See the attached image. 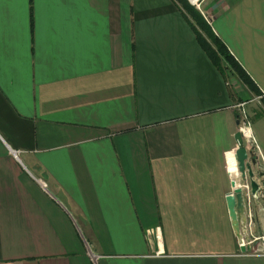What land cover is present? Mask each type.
I'll return each mask as SVG.
<instances>
[{
  "label": "crops",
  "instance_id": "obj_1",
  "mask_svg": "<svg viewBox=\"0 0 264 264\" xmlns=\"http://www.w3.org/2000/svg\"><path fill=\"white\" fill-rule=\"evenodd\" d=\"M201 11L263 91L264 0ZM217 66L176 0H0V264H264L225 202L263 102Z\"/></svg>",
  "mask_w": 264,
  "mask_h": 264
},
{
  "label": "trees",
  "instance_id": "obj_2",
  "mask_svg": "<svg viewBox=\"0 0 264 264\" xmlns=\"http://www.w3.org/2000/svg\"><path fill=\"white\" fill-rule=\"evenodd\" d=\"M180 9L184 12L185 17L195 33V37L199 45L207 56L213 60L219 70L223 73L227 70L237 76L250 90L260 94L255 84L246 74L241 64L235 59L231 51L227 48L219 36L213 32L209 21L204 17L202 11L190 4L188 0H176ZM196 3L198 0H190ZM264 105V97L261 98ZM239 113H237V118ZM239 119V118H238Z\"/></svg>",
  "mask_w": 264,
  "mask_h": 264
},
{
  "label": "water",
  "instance_id": "obj_3",
  "mask_svg": "<svg viewBox=\"0 0 264 264\" xmlns=\"http://www.w3.org/2000/svg\"><path fill=\"white\" fill-rule=\"evenodd\" d=\"M190 3L194 4L190 0ZM237 123L239 121L237 120ZM236 140V148L234 156L236 160V173L231 181L232 189L227 192L225 199L228 207V214L231 220L232 228L234 229L237 237L242 235V225L247 222L245 213V201L242 193L241 183L248 181L250 192L255 194L259 190V185L254 176L253 167L258 165V160L253 150L244 143V137L241 130L238 128L234 134ZM238 181V185L237 182ZM241 252L250 251V245H241L239 247Z\"/></svg>",
  "mask_w": 264,
  "mask_h": 264
},
{
  "label": "built area",
  "instance_id": "obj_4",
  "mask_svg": "<svg viewBox=\"0 0 264 264\" xmlns=\"http://www.w3.org/2000/svg\"><path fill=\"white\" fill-rule=\"evenodd\" d=\"M262 97H264V90L260 92V94L258 95V99H261ZM243 103H241L242 105ZM242 116L239 118V120L241 121L242 120V126L240 127V130L242 132V135L243 137L247 138V139H250V142L252 144L251 146V149L253 150L254 154L256 155L257 157V160L258 159V156H260L259 154V150L257 148V145L256 143L253 141V138L252 136L250 135V132H249V129H248V124L246 122V115L244 114V111L242 110ZM245 121V122H244ZM247 129L248 131V134L247 135H244V129ZM260 167H261V173L258 175V178H255L258 182V185H259V190L255 193V194H252L250 192V187H249V183L248 181H243L241 183V187L242 188V193H243V197H244V201H245V213H246V216H247V225L248 227L250 228L252 225H253V210H252V207H251V200H253V198H257L258 197V193L264 189V160L262 159V162L260 164ZM259 239H263L264 240V232H263V235L261 234H253L251 233V235L249 236H244L243 233L240 237H238V246L240 247L241 245H250L252 246L254 241H258ZM255 247V250L253 249V247H251V250L250 251H245V252H242L244 254H247L249 252H253V253H256V254H263L264 255V242L262 244V248L259 249H256V246ZM253 249V250H252Z\"/></svg>",
  "mask_w": 264,
  "mask_h": 264
},
{
  "label": "rangeland",
  "instance_id": "obj_5",
  "mask_svg": "<svg viewBox=\"0 0 264 264\" xmlns=\"http://www.w3.org/2000/svg\"><path fill=\"white\" fill-rule=\"evenodd\" d=\"M189 2V1H188ZM190 3V2H189ZM190 4H192V3H190ZM196 8H198L200 11H201V8H202V0H198L196 3H194L193 4ZM202 13V12H201ZM231 75H233L234 76V74L233 73H231ZM227 77L229 78L230 77V74H227ZM232 78H234V77H232ZM235 79V78H234ZM249 96H251V94H249ZM247 98L248 99H250V97H248V95H247ZM258 99V98H257ZM247 100V99H246ZM257 101H254V103L256 104V106L258 107V108H260L259 106L261 105L263 108H264V105H262V104H260L259 105V103H256ZM237 106H239V118L242 116V110H241V108L240 107H243V104L241 105V103L239 104V105H237ZM244 109H245V107H243ZM245 114V113H244ZM249 114V118H248V121H249V123H251L252 124V117H251V114H250V112L248 113ZM239 120V119H238ZM248 124V123H247ZM242 126V123L239 125V129H240V127ZM251 126V125H250ZM248 127H249V125H248ZM245 143V142H244ZM251 207H252V210H253V218H252V220H253V224L255 223V214H254V208H253V205H252V202H251ZM248 222V221H247ZM247 222H246V224H245V226H247L248 227V225H247ZM264 224V217H263V220L261 221V226ZM249 228V227H248ZM260 230V229H259ZM261 235H263V232L261 233V232H259ZM256 242H257V244H256ZM263 242H264V240L263 239H259L258 241H254V245L256 246V249H259L260 250V248H262V244H263Z\"/></svg>",
  "mask_w": 264,
  "mask_h": 264
},
{
  "label": "bare ground",
  "instance_id": "obj_6",
  "mask_svg": "<svg viewBox=\"0 0 264 264\" xmlns=\"http://www.w3.org/2000/svg\"><path fill=\"white\" fill-rule=\"evenodd\" d=\"M244 135H247L248 134V131H247V129L245 128L244 129V133H243Z\"/></svg>",
  "mask_w": 264,
  "mask_h": 264
}]
</instances>
